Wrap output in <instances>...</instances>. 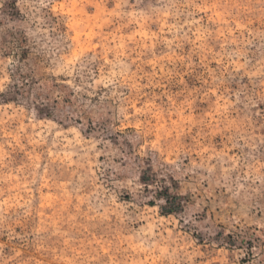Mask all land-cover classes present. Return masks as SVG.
Segmentation results:
<instances>
[{
  "label": "rangeland",
  "instance_id": "1",
  "mask_svg": "<svg viewBox=\"0 0 264 264\" xmlns=\"http://www.w3.org/2000/svg\"><path fill=\"white\" fill-rule=\"evenodd\" d=\"M0 264H264V0H0Z\"/></svg>",
  "mask_w": 264,
  "mask_h": 264
}]
</instances>
